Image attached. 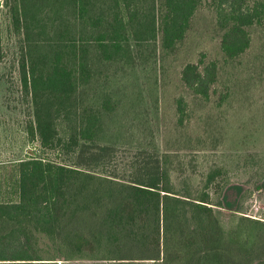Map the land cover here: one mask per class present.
I'll use <instances>...</instances> for the list:
<instances>
[{"label":"rangeland","instance_id":"374dc122","mask_svg":"<svg viewBox=\"0 0 264 264\" xmlns=\"http://www.w3.org/2000/svg\"><path fill=\"white\" fill-rule=\"evenodd\" d=\"M14 2L0 0V190L5 196L14 192L18 161L32 156L126 181L135 180L140 169L166 166L176 190L192 197L213 172L207 190L224 232L237 230L243 241L259 235L254 223L241 218L264 221V22L250 28V48L227 59L214 7L197 9L187 36L172 49L163 46L159 21H147L146 29L153 25L149 34L130 35L126 42L128 60L104 61L99 49L90 47L94 75L74 95L58 98L24 87L21 60L29 42L52 43L68 0H49L21 31L12 18ZM212 60L219 78L205 98L185 86L181 72L188 63ZM44 113L54 121L46 146L29 132ZM73 113L101 117L102 133L90 150L72 139ZM124 242L105 243L113 252L103 259L61 257L54 264H160Z\"/></svg>","mask_w":264,"mask_h":264},{"label":"trees","instance_id":"16d2710c","mask_svg":"<svg viewBox=\"0 0 264 264\" xmlns=\"http://www.w3.org/2000/svg\"><path fill=\"white\" fill-rule=\"evenodd\" d=\"M48 1L15 0V28L26 27L28 17L46 8ZM67 5L54 25L52 43L29 42L21 60L23 85L37 95H74L94 75L90 47H97L104 61L128 60L129 36L149 34L157 20L164 48L172 49L185 39L193 15L203 5L216 9L227 59L244 54L252 42L250 28L264 22V0H68ZM55 6L61 9L60 1ZM150 21L153 25L146 29ZM218 73L217 61H200L186 64L181 78L195 94L208 98ZM110 104L106 99L105 107ZM44 114L29 132L38 134L46 146L54 121L51 113ZM73 114L72 139L90 150L89 144L96 146L102 133L101 117ZM140 170L135 180L126 181L38 156L18 161L14 192L5 196L0 190V264L103 259L113 252L105 243L114 239L142 248L150 253L144 258L160 264H206L208 258L217 259L215 264H264V221L241 218L259 230L245 241L237 230L225 233L207 190L213 172L192 197L176 190L166 166Z\"/></svg>","mask_w":264,"mask_h":264}]
</instances>
